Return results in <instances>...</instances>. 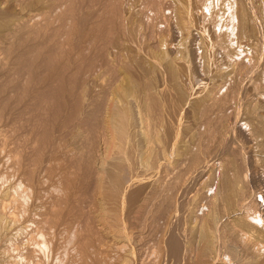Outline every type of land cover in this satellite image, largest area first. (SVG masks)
Wrapping results in <instances>:
<instances>
[{"label": "rangeland", "instance_id": "1", "mask_svg": "<svg viewBox=\"0 0 264 264\" xmlns=\"http://www.w3.org/2000/svg\"><path fill=\"white\" fill-rule=\"evenodd\" d=\"M0 264H264V0H0Z\"/></svg>", "mask_w": 264, "mask_h": 264}]
</instances>
